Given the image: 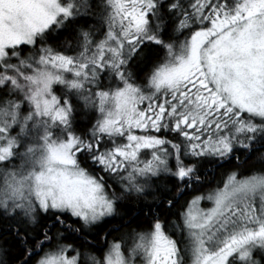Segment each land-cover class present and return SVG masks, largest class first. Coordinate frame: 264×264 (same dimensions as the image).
Wrapping results in <instances>:
<instances>
[{
	"label": "snow or ice",
	"instance_id": "6c2138e0",
	"mask_svg": "<svg viewBox=\"0 0 264 264\" xmlns=\"http://www.w3.org/2000/svg\"><path fill=\"white\" fill-rule=\"evenodd\" d=\"M0 264H264V0H0Z\"/></svg>",
	"mask_w": 264,
	"mask_h": 264
}]
</instances>
